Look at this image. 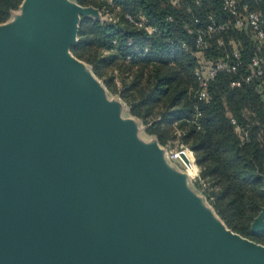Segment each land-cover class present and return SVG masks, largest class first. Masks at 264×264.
<instances>
[{
  "label": "water",
  "instance_id": "95a60500",
  "mask_svg": "<svg viewBox=\"0 0 264 264\" xmlns=\"http://www.w3.org/2000/svg\"><path fill=\"white\" fill-rule=\"evenodd\" d=\"M24 1L27 30H0V264H264L71 53L99 9Z\"/></svg>",
  "mask_w": 264,
  "mask_h": 264
},
{
  "label": "trees",
  "instance_id": "16d2710c",
  "mask_svg": "<svg viewBox=\"0 0 264 264\" xmlns=\"http://www.w3.org/2000/svg\"><path fill=\"white\" fill-rule=\"evenodd\" d=\"M23 1L0 0V24ZM76 1L99 9L104 19L81 16L72 53L127 104L148 135L165 148L183 144L192 150L200 168L195 186L229 228L264 245V231L252 230L264 210V96L258 78L247 80L253 56L260 55L264 68V49L253 39L252 29L230 23L226 31L211 36L202 55L196 47L194 16L202 24L208 15L231 18L223 0ZM244 4L264 19V0H240L241 8ZM127 14L157 31L137 27ZM230 40L239 47V60L233 57ZM202 57L237 64L236 71L217 74L205 100L196 95L195 67Z\"/></svg>",
  "mask_w": 264,
  "mask_h": 264
},
{
  "label": "built area",
  "instance_id": "2783aa9c",
  "mask_svg": "<svg viewBox=\"0 0 264 264\" xmlns=\"http://www.w3.org/2000/svg\"><path fill=\"white\" fill-rule=\"evenodd\" d=\"M183 0H173L174 3L181 2ZM203 0H196L197 4H201ZM224 10L231 16V18L226 20H218L214 15H208L204 24H202L201 19L198 16H194V23L197 25L196 29V47L202 55L210 47V38L214 34H221L226 31L230 23L239 28L250 27L252 29V37L256 43L264 49V19L263 14L259 11H253L249 8L247 4H244L241 8L238 0H223ZM109 15H105L108 17ZM127 18L134 23L137 27L143 28L149 33H155L157 27L148 25L143 19H138L131 14H127ZM220 45H224V41L220 39ZM230 45L232 46V54L236 60L241 58V52L235 40H230ZM183 48L187 47V44L182 45ZM201 60V64L195 67V76L198 81V88L196 90V95L199 100H205L208 97V90L210 83L216 78L220 71L233 72L237 70V64L228 60H217L208 61L204 57ZM252 73L247 77V80H253V78H258L259 88L264 96V68L262 66V59L259 54H256L252 58L251 62ZM235 85H240L239 82H235ZM239 129V127H238ZM170 159L183 165L193 179L199 177L200 168L195 161L193 151L187 146L181 144L179 147L170 149L168 152ZM187 160H185V158ZM195 169V174L192 175L189 170Z\"/></svg>",
  "mask_w": 264,
  "mask_h": 264
},
{
  "label": "rangeland",
  "instance_id": "374dc122",
  "mask_svg": "<svg viewBox=\"0 0 264 264\" xmlns=\"http://www.w3.org/2000/svg\"><path fill=\"white\" fill-rule=\"evenodd\" d=\"M68 1L71 2L73 5H75L72 2L73 0H68ZM74 1H76V0H74ZM238 1L240 2V0H238ZM23 4H22V6H23ZM22 6L17 11H15L12 14V16L10 17V19L8 21L0 24V30L1 31L9 32V33H14V32L22 33V32H24V31L27 30V28H26L27 17L25 15V12H24V9H23ZM99 13H100L101 17H103L102 12L100 10H99ZM91 14L96 17V14H93V11H91ZM79 15L77 14V16H79ZM71 53H72V50H71ZM76 63L79 64L78 66H81V67H83V65H84V63H81L80 61H76ZM87 69L89 70V68H87ZM88 70L85 71V69L83 68L82 69V71H84L83 74L86 75V76H89V78L92 79V81H95L94 82V84H95L94 86L95 87H99L100 88L101 87L100 82L96 78L94 79L93 75H91ZM112 99L113 98L111 96H109V99L107 101L108 102H111ZM114 103H116V102H114ZM116 105L118 107L117 110L122 111V113L125 116H130L128 106L123 105V104L120 105L118 103H116ZM134 133H136V134L139 133L140 134L141 138L143 139V145L146 146L147 149H149V147L152 144V141L150 139L151 137L145 132V126L141 122H136L135 123ZM165 150H166V156H164L162 158V161H161L163 167L166 168V169H168V170L171 169V170L181 171V172H184V173L187 172L186 169H185V167L183 165H181L180 163H178V162L170 159V157L168 156V152L170 151V149L165 148ZM189 172L192 175H194L195 174V169L192 168V169L189 170ZM195 180L196 179H193V178L190 177L191 184L193 185V187L195 189H197L195 187V185H194ZM173 200H175V199L173 198ZM213 219H214V221L220 223V221H219L218 218L214 217Z\"/></svg>",
  "mask_w": 264,
  "mask_h": 264
},
{
  "label": "crops",
  "instance_id": "0c3cea01",
  "mask_svg": "<svg viewBox=\"0 0 264 264\" xmlns=\"http://www.w3.org/2000/svg\"><path fill=\"white\" fill-rule=\"evenodd\" d=\"M129 109V108H128ZM130 113V112H129ZM131 115V114H130ZM146 132V131H145ZM150 137H152L151 135H149ZM195 185V184H194ZM196 187V186H195ZM197 188V187H196ZM197 190H198V192L200 193V194H202L201 193V191L197 188Z\"/></svg>",
  "mask_w": 264,
  "mask_h": 264
}]
</instances>
